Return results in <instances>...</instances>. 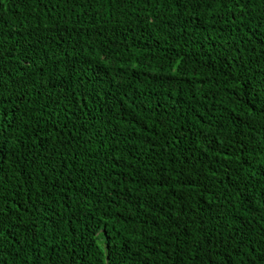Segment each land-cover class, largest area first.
<instances>
[{"label":"trees","instance_id":"16d2710c","mask_svg":"<svg viewBox=\"0 0 264 264\" xmlns=\"http://www.w3.org/2000/svg\"><path fill=\"white\" fill-rule=\"evenodd\" d=\"M0 264H264V0H0Z\"/></svg>","mask_w":264,"mask_h":264}]
</instances>
